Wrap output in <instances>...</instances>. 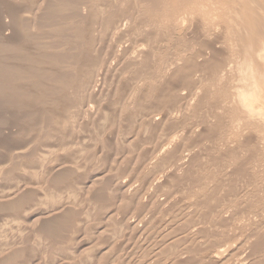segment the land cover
<instances>
[{
	"label": "bare ground",
	"instance_id": "bare-ground-1",
	"mask_svg": "<svg viewBox=\"0 0 264 264\" xmlns=\"http://www.w3.org/2000/svg\"><path fill=\"white\" fill-rule=\"evenodd\" d=\"M257 112L264 0H0V264H264Z\"/></svg>",
	"mask_w": 264,
	"mask_h": 264
},
{
	"label": "rangeland",
	"instance_id": "rangeland-1",
	"mask_svg": "<svg viewBox=\"0 0 264 264\" xmlns=\"http://www.w3.org/2000/svg\"><path fill=\"white\" fill-rule=\"evenodd\" d=\"M3 150H2V152L3 153H6V150L4 149V148H2ZM17 161V162H16ZM13 163V164H12ZM20 163V162H19ZM15 165V166H14ZM0 166H2V167H0L1 169H0V173H2V174H0V184H1V189H0V194H1V192H3L2 190H5L6 189V185L7 184H11V183H14V182H17V181H19V180H21V179H23L24 177H25V175L27 174V173H25L24 174V172L26 171H23L24 170V168L22 169V166L19 164V166H18V160H13V161H7L6 163L4 162L3 164H1ZM13 168V169H12ZM1 170H3V171H1ZM11 170V171H10ZM8 172V173H7ZM13 172V173H12ZM6 173V174H5ZM22 174H23V176H22ZM20 175H21V177H20ZM19 176V177H18ZM4 177H5V179H4ZM10 177V178H9ZM19 179H18V178ZM3 178V179H2ZM17 180V181H16ZM12 181V182H11ZM2 182H3V184H5V183H7V184H5V185H3L2 184ZM5 182V183H4ZM9 184V185H10ZM8 186V185H7ZM2 187H4V188H2ZM6 191V190H5ZM53 194V195H52ZM55 194V195H54ZM58 194V195H57ZM61 193H51V195L49 194L48 196H47V198H48V200H47V198H45L43 201L41 200V203H39L40 204V207L42 208V209H45L46 207L47 208H49V207H54V206H56L57 205V203L58 202H61V199H63V194H61ZM58 196V197H57ZM62 198H61V197ZM56 197V198H55ZM53 198V199H52ZM59 199V200H58ZM43 202L45 203L44 205H43ZM99 210H101L99 207H97ZM96 208V210H95V208H94V210L93 211H95V213L93 212V211H91L92 209H90L89 211L90 212H88L90 215H87V218L88 219H90V221H89V223H94V226H95V224L97 223V220H98V217L97 216H99V212H101V211H99L98 209ZM178 208L179 207H177L175 210H178ZM4 211H8V210H4ZM10 211H12V210H9L8 212H10ZM173 212V211H172ZM91 213H92V220H93V222L91 221V218H90V216H91ZM94 216V217H93ZM96 216V217H95ZM163 221V222H162ZM165 221V219H158V220H156V222H155V227L157 228V225H158V228L159 229H164L165 228V226H166V222H164ZM164 223V224H163ZM6 225V224H5ZM5 225H1L0 226V228H2L3 226H5ZM12 225V224H11ZM11 225L10 224H8V225H6V227H3V229H5L4 231H0V237L1 236H3V234H4V236H5V238H8V237H11V234L14 236V234H16V232H17V234L18 233H22V231H20L19 232V227H11ZM89 225V224H88ZM161 225H163V227L161 226ZM12 226H15V225H12ZM91 225H89V227H90ZM94 226H92V227H94ZM10 227V228H9ZM18 228V230H16V229ZM158 228L156 229V232H155V234H158V236H159V233L162 231H160V230H158ZM10 229H12V230H10ZM15 229V230H14ZM8 230V231H7ZM157 231L159 232V233H157ZM164 231V230H163ZM162 231V232H163ZM8 232H9V234H8ZM11 232H13V233H11ZM166 232V231H165ZM6 233H7V235H6ZM11 233V234H10ZM16 234V235H17ZM19 234V235H20ZM90 234V233H89ZM89 234H88V236H86V237H91V236H89ZM150 235L147 239H146V241H144L145 243H139V245H135L131 250H130V248H127V249H125V250H121L120 252L118 251L117 253L115 252V254H113L112 255V259H110V260H108L107 262H105V264L107 263V264H110V262H111V264H120V263H122L123 261H124V258L125 259H130L129 261V264H148V262H149V260H151L152 261V263L151 264H155V261H156V264L162 259L163 260V258H160V260L158 261V259L157 260H154L155 259V257H154V255L156 254V250H158V248H157V235ZM91 235V234H90ZM93 237H94V239L95 238H97V236L96 235H93ZM156 237V238H155ZM154 238H155V241H154ZM1 240H3L2 239V237L0 238V241ZM149 240H150V242H149ZM138 243V242H137ZM157 245V246H156ZM60 248V247H59ZM151 248V249H150ZM153 248V249H152ZM34 249H36V248H34ZM135 249H136V251H135ZM140 249V250H139ZM55 251H56V249L52 252V253H54V254H57V256L56 257H60V255H61V250L60 249H57V251H56V253H55ZM144 251H146V252H144ZM123 252V253H122ZM153 252H155V253H153ZM60 253V254H59ZM134 253H136V254H134ZM144 253V254H143ZM59 255V256H58ZM51 255H48V257L51 259V258H53V254H52V256L50 257ZM151 256H153V258L151 257ZM260 256V258L262 259V256L263 255H256V256H254L256 259H259L260 260V258H258ZM115 257V258H114ZM124 257V258H123ZM145 257V258H144ZM114 258V259H113ZM148 258V259H147ZM151 258V259H150ZM50 259H49V261H50ZM54 260V259H53ZM122 260V261H121ZM143 260H144V262H143ZM161 260V261H162ZM51 261H52V259H51ZM146 261H148V262H146ZM158 261V262H157ZM138 262V263H137ZM49 263V262H48ZM94 264L93 263V261H91V260H86L85 261V264ZM7 264V263H6ZM8 264H16V263H14V262H9L8 261ZM19 264H38L37 263V260H27V261H24V262H22V263H19ZM50 264V263H49ZM158 264H160V263H158Z\"/></svg>",
	"mask_w": 264,
	"mask_h": 264
},
{
	"label": "clouds",
	"instance_id": "clouds-1",
	"mask_svg": "<svg viewBox=\"0 0 264 264\" xmlns=\"http://www.w3.org/2000/svg\"><path fill=\"white\" fill-rule=\"evenodd\" d=\"M250 118L264 120V112L253 113L251 114Z\"/></svg>",
	"mask_w": 264,
	"mask_h": 264
}]
</instances>
